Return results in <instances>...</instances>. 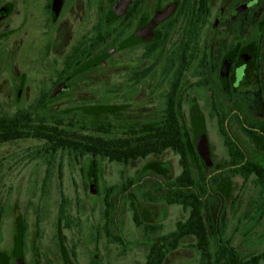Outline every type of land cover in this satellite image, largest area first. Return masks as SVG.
<instances>
[{
  "label": "flooded vegetation",
  "instance_id": "1",
  "mask_svg": "<svg viewBox=\"0 0 264 264\" xmlns=\"http://www.w3.org/2000/svg\"><path fill=\"white\" fill-rule=\"evenodd\" d=\"M119 1L0 0V69L5 63L12 96L30 99L29 106L21 111H35L42 117L53 115L63 121L68 113L94 109L96 105L81 103L91 96L81 89L96 81V72L120 66L115 58L121 55V66L130 79L142 83L154 76L162 103L154 114H147L140 106L137 111L132 105L112 108L115 112L107 119L114 126V134L128 133L136 126L142 130L152 118L163 120L170 98L176 95L188 128L194 107L198 118L202 116L200 129L217 131L221 162L238 160L239 154L233 149L237 147L245 161L264 163V0H220L219 4L209 0L198 26L189 25L194 14L189 11V0H130L117 13ZM247 20L251 23L245 27ZM190 78L196 81L190 83ZM189 87L204 90L208 102L197 101L189 94ZM93 126L84 128L94 130ZM119 129L122 132L115 133ZM207 138L211 158L207 168L213 176L215 160L208 133ZM87 173L94 178L97 172ZM254 187L261 192L260 187ZM107 197L108 241L113 238L114 219L113 195L108 192ZM263 205L261 197L251 214L260 216ZM216 207H211L212 213L218 211ZM222 207L216 214L217 239L232 244L225 236L222 217L226 205ZM259 216L249 218L259 221ZM57 217L59 222L60 215ZM151 220L158 226V217ZM116 222L119 226L118 217ZM23 227L26 229L25 222ZM251 236L252 233L245 235L250 240ZM57 238L55 250L36 248L39 243L35 238L32 251L27 231L23 230L13 256L0 255V264H17L18 259L28 264V252L35 255L36 264H67L64 240L59 234ZM148 238H152L151 249L152 242L160 236ZM233 248L240 258H245ZM92 264L102 262L96 259Z\"/></svg>",
  "mask_w": 264,
  "mask_h": 264
},
{
  "label": "rangeland",
  "instance_id": "2",
  "mask_svg": "<svg viewBox=\"0 0 264 264\" xmlns=\"http://www.w3.org/2000/svg\"><path fill=\"white\" fill-rule=\"evenodd\" d=\"M216 3L219 4L220 0H216ZM250 23L251 20H247L245 27ZM115 59L120 66L96 72V81L81 89L91 95L82 99L81 103L110 109L132 105L134 111L140 106L147 114L158 111L162 103L159 98L161 89H158L154 76L138 83L130 79L122 68L123 56ZM1 64L0 116L26 109L30 102L25 95L17 99L12 96L5 63ZM195 81L194 78L189 79L190 83ZM189 94L202 104L208 102L207 93L200 88L189 87ZM117 132L122 131L115 130ZM207 133L214 160L221 162L223 157L218 133L211 129ZM42 145V141L32 139L0 145V255L12 257L17 237L26 230L28 248L32 251L35 238L39 243L36 248L55 250L58 248L59 234L66 246L67 264H92L96 259L102 264H147L152 238H148L143 226L135 223L129 203L123 202L119 207V229L116 230L113 224V238L107 241L105 209L106 200L110 201L107 192L120 188L127 179H133L138 173L154 171L174 179L182 171L179 156L167 151L161 156H150L130 165L103 160L98 164L101 177L94 182L87 173L92 169L89 158L77 160L69 153L44 156ZM235 184L242 186L243 181L235 179ZM129 196L138 201L139 195L135 192ZM261 197L264 195L249 181L239 193L237 206L235 204L231 209L227 204L223 212L225 236L231 239L232 245L244 259H249L248 255L257 256L264 250V216L259 221L249 218L259 216L251 213L255 204L261 203ZM159 210L161 215L154 236L160 237L174 232L177 222L186 220L189 214V209L186 211L177 205H159ZM58 215L61 218L59 222ZM145 223L155 226L148 215ZM250 233L251 240L245 237ZM116 236H120L124 242L116 241ZM194 243L193 239L185 240L168 254L162 264H199L200 254L193 247ZM39 259L44 261V258ZM27 260L28 264L37 263L33 253H27Z\"/></svg>",
  "mask_w": 264,
  "mask_h": 264
},
{
  "label": "trees",
  "instance_id": "3",
  "mask_svg": "<svg viewBox=\"0 0 264 264\" xmlns=\"http://www.w3.org/2000/svg\"><path fill=\"white\" fill-rule=\"evenodd\" d=\"M208 1L189 0V11L194 12L193 17L189 18V25H199V20L208 8ZM175 96L170 98L171 103L167 106L163 120L152 118L145 122L142 130L136 126L132 131L118 136L114 134L113 124L107 119L115 111L107 106L82 108L79 112L66 114L63 121L53 115L42 117L35 111L7 113L0 116V145L17 140H39L43 144L44 156L69 153L77 159L89 158L92 160L91 170L97 172L92 178L94 182L101 177L98 164L103 160L128 165L171 151L180 159L182 171L178 177L166 178L154 171L145 172L137 178L127 179L120 188L108 191L113 195L115 229H119L116 220L123 202L130 204L135 223L145 228L147 236H154L156 229V226L145 223L147 215L154 219L161 215L159 205H177L186 211L189 209L187 219L177 222L174 232L152 242L147 264L164 263L168 254L187 239L195 240L193 247L200 254L199 264L264 262V250L251 259H242L235 253L231 243L217 239L216 232L217 212L223 208L222 205L234 206L245 183L251 181L254 186L261 188L264 195V163L252 159L245 161L241 150L235 147L233 149L239 154L238 160L215 161V175L210 176L208 168L200 160L197 147L202 116L199 119L192 107L188 128L178 107L179 99ZM92 124L95 125L94 130L84 128ZM235 179H241L242 186H237ZM132 192L139 195L138 201L129 196ZM212 192L220 195L215 197ZM213 205L218 209L215 213L211 211ZM263 216L264 205L259 219ZM115 239L124 242L120 236Z\"/></svg>",
  "mask_w": 264,
  "mask_h": 264
},
{
  "label": "water",
  "instance_id": "4",
  "mask_svg": "<svg viewBox=\"0 0 264 264\" xmlns=\"http://www.w3.org/2000/svg\"><path fill=\"white\" fill-rule=\"evenodd\" d=\"M130 0H120L115 8V12L121 13L129 4ZM197 147L200 160L204 167H208L211 164L210 148L207 138V132L202 129L197 139ZM17 264H23L22 259H18Z\"/></svg>",
  "mask_w": 264,
  "mask_h": 264
}]
</instances>
